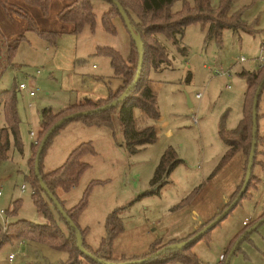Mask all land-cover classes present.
<instances>
[{
	"label": "rangeland",
	"instance_id": "1",
	"mask_svg": "<svg viewBox=\"0 0 264 264\" xmlns=\"http://www.w3.org/2000/svg\"><path fill=\"white\" fill-rule=\"evenodd\" d=\"M220 1L211 0L212 7L219 8ZM64 2L54 0L47 17H33L38 28L58 32L54 44L34 32H25L24 40L8 60L5 59L6 47L11 38L5 39L4 35L13 29L0 26V92L16 91L23 145L22 153L11 147L8 158L0 160V210L11 211L12 202L20 200L16 215L0 214V225L15 219L42 221L26 181L27 162L31 160L30 164H33L37 147L47 131L41 135L38 133L42 111L50 109L56 113L83 99L99 101L106 99L111 92L115 96L121 80L115 78L109 59L97 54V49L112 48L124 60L132 50V40L115 12L112 17L115 33L103 30L102 16L111 8L108 2L92 0L94 28L85 26L77 35L70 32L71 26L57 20L56 13ZM186 6L193 7L194 0H177L171 11L177 14ZM233 9L244 10V19L254 34L226 30L221 43H217L207 40L206 28L194 24L185 30L177 43L165 35L158 36L171 64L159 70L151 67L148 73L161 117L155 123L148 121L149 125L156 127V143L130 155L123 145L116 113L113 129L118 143L108 128L87 127L77 120L59 130L45 151L42 161L49 166L46 169H53L64 162L69 149L80 143H91L94 154L83 159L89 169L81 176L77 187L60 198L64 199L66 207H71L82 198L91 182H100L91 189L78 223L89 228L87 240L95 246L106 235L107 219L114 215L126 232L113 240L112 257L145 256L150 252L148 246L155 241L165 240L151 252L172 239H184L193 232L198 219L212 216L220 208L222 198L231 196L232 186L239 181L236 192L243 186L245 175L240 180L243 176L241 160L244 157L245 174L249 153L238 152L231 162L217 171L227 152L219 133L224 117L228 130L236 128L243 117L247 82L240 74L254 72L261 66L256 60L264 41V0H237ZM152 46L159 48L154 43ZM242 58L245 63H241ZM133 59L138 60L135 48ZM220 69L229 72L230 76H218L217 70ZM20 84H24L27 90H20ZM30 91L34 93L33 97L29 96ZM250 97L248 111L253 93ZM135 114L139 117L137 109ZM4 126V114L0 111V128ZM34 141L36 145L30 155ZM262 147L258 156L261 163L254 168V174L260 179L257 188L193 245L192 251L202 264H218L221 255L227 253L228 242L251 217L264 211ZM169 151H173L175 158L182 163L159 188V185H153V180L163 156ZM182 201L183 204L177 206ZM10 254L14 255L11 261L8 259ZM66 259L64 251H56L44 244H29L21 239L14 238L0 246V264H59Z\"/></svg>",
	"mask_w": 264,
	"mask_h": 264
},
{
	"label": "trees",
	"instance_id": "2",
	"mask_svg": "<svg viewBox=\"0 0 264 264\" xmlns=\"http://www.w3.org/2000/svg\"><path fill=\"white\" fill-rule=\"evenodd\" d=\"M64 1L65 2L62 3L60 9H58L56 17L61 24L71 26L70 32L72 34H79L85 26H89L91 29L94 28L95 14L93 12L92 0ZM116 1L123 7L125 13L127 14L130 24H132L135 33L139 37L144 51V66L140 80L135 89L130 92L127 98L117 107L105 112L80 117L73 121L81 120L87 127L108 128L112 132V137L114 138L115 143H118L114 137L115 132L113 129L114 116L117 113L116 119L121 129L123 145L130 155H135L144 147L156 143L158 139L156 127L148 124V121L155 123L161 118L158 110L157 96L150 85L151 81L148 77V73L151 67L159 70L170 66L171 64L170 56L168 55L167 50L160 44L158 36L165 35L167 38L177 43L178 38H182L184 36L185 30L194 24H200L206 28L207 40H214L217 43H221L223 33L226 30H231L235 33L243 32L250 35L253 33L251 32L248 22L244 19V10L234 11L233 9L237 0H221L220 6L217 9L212 7L211 0H194L193 7L186 6L182 12L177 14L171 11L172 6L177 0ZM53 2L54 0H0V26L4 25L13 29L7 35H4L5 39L11 38V40L7 42V57L5 59L9 60L10 55H12V53L19 47L22 40H24L25 32H34L39 37L46 39L51 44H54V39L56 35H58V32L38 28L33 18L37 15L47 17L50 6ZM109 5L111 8H109V10L102 16V28L106 33L114 34L115 29L112 25V17L114 16L113 13L115 12V15L118 16L119 14L117 9L112 4ZM19 30H22L23 32L19 34ZM130 40H132V38H130ZM152 43L159 46V48L156 49L152 46ZM133 48H135L139 60V53L133 40L132 50H130L127 60H124L120 54L112 48H98L97 54L103 55L109 59L115 78L121 80V85L117 88L115 96L111 92L108 97L103 100L92 101L90 99H83L76 103L69 104L67 107L56 113L52 112L50 109L43 110L42 120L39 124V135L46 131V129L48 131L52 125L68 115L95 110L116 100L125 91V89L133 83L137 73L138 60L136 62V60L133 59ZM185 53L186 50H184V54ZM240 76L247 82L243 117L238 126L231 130L226 128V117H224L221 121L219 134L223 143L227 147V152L222 157L217 171L231 162L238 152L242 151L248 155V153L250 154L252 148L253 101L256 91L264 79V64L254 72L243 71ZM252 93V106L248 111V106L251 102L250 95ZM263 93L264 87L262 88L260 94L259 106ZM136 109L139 111V117L135 114ZM115 110L117 112H115ZM0 111L3 112L5 118V126L0 128V160L2 161L8 158L11 147H13L18 153H22L23 149L19 132V119L16 108L15 90L0 92ZM260 119L261 116L259 115L258 109L257 151L254 168L257 164L261 163L258 162V156L261 153L260 147L264 146V137L260 136L259 133ZM68 123L64 124L59 130H61ZM139 124H141V126H139ZM58 131H56L46 143L40 158L39 171L43 184L47 187L49 192L57 198L58 202L63 207L64 212L76 225L81 234V240L84 248L93 256L109 262L136 260L116 259L111 256L112 242L123 230L122 225H120V222H118L114 215L107 219L105 225L106 235L101 238L99 245L96 248L90 246L86 241L88 227H81L78 223V219L87 205V199L90 195L91 189L100 182H91L84 191L82 198H80L79 201L71 207H66L64 199L60 198L61 195L68 194L76 188L81 176L89 169V165L85 163L83 159L88 155L94 154V150L90 142L80 143L68 154L65 161L59 167L49 172H43V156L51 139ZM35 145L36 142L34 141L30 149L31 155H33V148ZM174 155L173 151H169L163 156L157 169L156 176L153 180V185H159V188L162 187L163 184L167 183V178L171 172L182 163V161L177 160ZM34 160L32 165L30 164L31 160H28L27 162L28 175L26 177V181L31 187V198L37 213L42 217V221L39 223L26 219H15L9 222L5 221L3 225H0V246L4 242H8L11 239H21V241L29 244H44L56 251L66 252L67 259L59 264H83V262H86L87 264H103L98 262L96 258L80 252L77 247L78 239L76 230L71 228L58 212L52 201L43 192L38 179L35 177ZM258 181H260V179L254 174L253 169L249 188L244 197L239 201L238 205L244 198H247L250 195L252 187L256 185V182ZM240 191L235 192L231 201L228 202L225 208L239 195ZM185 200L187 201V199H184L183 201ZM183 201L177 206L182 205ZM19 203V199L13 201L12 210H7L9 212L4 211L6 216L16 215ZM218 215H216L212 220H214ZM263 217L264 212L236 235V237L231 241L227 253L223 256V259L219 264H225L228 254L237 239ZM208 223L209 222L203 223L199 229L193 232L188 238L177 241H167L160 249L166 247L167 245L180 243L190 239ZM258 227L245 236L243 241L236 248L233 256L240 250L241 244L248 240L251 234L254 233ZM209 232H207L202 238H204ZM194 244L188 245L184 248L165 251L160 256L151 258L143 264H165L168 262H178L179 264H202L198 255L192 251ZM155 252L156 251L150 252L144 257L137 259L145 258Z\"/></svg>",
	"mask_w": 264,
	"mask_h": 264
},
{
	"label": "water",
	"instance_id": "3",
	"mask_svg": "<svg viewBox=\"0 0 264 264\" xmlns=\"http://www.w3.org/2000/svg\"><path fill=\"white\" fill-rule=\"evenodd\" d=\"M106 2H108L109 4H112L118 11V14L120 16V18L122 19L124 26L130 36V38H132L133 42L135 43L138 53H139V60H138V67H137V73L136 76L134 78V81L132 84H130L125 91L114 101L110 102L109 104H106L98 109L95 110H91V111H86V112H78L75 114H71L68 115L62 119H60L59 121H57L54 125H52V127L46 132V134L44 135V137L42 138L40 145L37 149L36 152V156H35V160H34V175L35 177L38 179V182L40 183V186L43 190V192L47 195V197L52 201V203L54 204V206L56 207V209L58 210V212L62 215V217L66 220V222L70 225L71 228L76 230V235H77V239H78V243H77V247L79 248L80 252L88 255L90 257L96 258L95 256H93L89 251H87L83 244H82V240H81V234L79 232V230L77 229L76 225L72 222V220L67 216V214L64 212L63 207L60 205V203L58 202L57 198H55L47 189V187L43 184L41 176H40V171H39V164H40V158L43 152V149L46 145V143L49 141V139L54 135V133L56 131H58L64 124L71 122L77 118L80 117H86V116H90L93 114H97V113H101V112H105L108 111L110 109H113L115 107H117L119 104H121L129 95L130 92H132L135 87L137 86L142 71H143V66H144V51L142 49V45L140 43V39L137 36V34L135 33L132 24H130L129 18L127 16V14L125 13L123 7L116 1V0H104ZM264 87V79L261 82L259 88L256 91L255 97H254V101H253V139H252V148L249 154V158H248V164H247V170H246V175H245V180H244V184L243 187L239 193V195L211 222H209L203 229H201L199 232H197L193 237H191L190 239L180 242V243H173L170 245H167L166 247H163L162 249L156 251L155 253H153L150 256H147L145 258L142 259H136V260H129V261H123V262H109L106 261L104 259H100V258H96L98 260V262L103 263V264H143L146 261L150 260L151 258L160 256L163 252L168 251V250H172V249H177V248H184L188 245H192L194 243H196L197 241H199L207 232L211 231L212 229H214L219 223H221L234 209L235 207L238 205L239 201L241 200V198L244 197V195L246 194L250 182H251V178H252V173H253V169H254V162H255V158H256V151H257V135H258V109H259V98H260V94L262 91V88ZM262 223H264V217L262 219H260L257 223H255L252 227H250L249 229H247L235 242V244L233 245V247L231 248L228 257L225 261V264H229L234 252L236 251V248L239 246V244L243 241V239L245 238V236L247 234H250L255 228H257L258 226H260Z\"/></svg>",
	"mask_w": 264,
	"mask_h": 264
},
{
	"label": "crops",
	"instance_id": "4",
	"mask_svg": "<svg viewBox=\"0 0 264 264\" xmlns=\"http://www.w3.org/2000/svg\"><path fill=\"white\" fill-rule=\"evenodd\" d=\"M251 25V24H250ZM254 27V26H253ZM256 31V30H255ZM257 32V31H256ZM254 34V33H253ZM261 48V46H260ZM257 62V60H256ZM256 71V70H255ZM151 85V83H150ZM152 87V85H151ZM153 88V87H152ZM154 90V89H153ZM259 115L261 116V119L259 121V133H260V136L264 137V93L261 97V100H260V106H259ZM77 146V145H76ZM75 146V147H76ZM74 147V148H75ZM73 147L71 149L68 150L67 154H66V157L68 156V154L74 149ZM263 148V147H262ZM31 152V150H30ZM31 155V153H30ZM66 159V158H65ZM65 161V160H64ZM241 163H242V172H243V176H240V180L243 179L244 175H246V173L244 174L245 172V160H244V157H243V160H241ZM46 167H49V166H45L44 165V162L42 161V169H43V172H49V171H52L56 168H53V169H49ZM258 177V176H257ZM260 183V181L256 182V185L252 187L251 191H250V195H251V192L252 190L256 189L258 184ZM239 186V181L238 183L235 185V186H232V190L234 188V191L233 193L231 194L230 197H226V198H222V203H221V206L220 208H217V211L214 212V214L212 216H210L209 218L207 219H204V220H200L198 219L196 221V225L194 226V230L193 232L195 231V229H198L203 223H205L206 221H208L209 219H213L216 215H218L220 213V211H222L224 209V207L226 206V204L230 201V198H232V196L235 194L237 188ZM249 195V196H250ZM195 211V210H194ZM264 212V211H263ZM262 212V213H263ZM262 213H260L258 216L256 217H251L249 222L247 224H245V226H243V228L237 233L239 234L250 222L254 221L255 219H257ZM197 218V216H196ZM82 227V226H81ZM86 227V226H84ZM126 231H124V229L121 231V233H119L118 235L122 234V233H125ZM191 232L187 237L185 238H188L189 236H191V234L193 233ZM88 233H89V228H88ZM88 233L86 235V241L87 243L96 248L98 245H99V242L97 245L93 246V244H91L88 240H87V236H88ZM236 234V235H237ZM117 235V236H118ZM235 235V237H236ZM116 236V237H117ZM115 237V238H116ZM233 237L227 244V251L229 249V246H230V243L231 241L235 238ZM184 238V239H185ZM172 240H178V239H172ZM165 240H158V241H155L153 242L151 245L148 246L149 248V251L151 252L156 245H159L161 244L162 242H164ZM149 252V253H150ZM148 254V253H147ZM146 254V255H147ZM224 255H221V259ZM141 257H144V256H132V257H125V256H117V257H114L116 259H137V258H141ZM222 261V260H221ZM220 261V262H221ZM219 262V263H220ZM218 263V264H219ZM229 264H264V223L261 224L258 229L251 234L250 238L246 241H244L241 246H240V250L232 257L231 261Z\"/></svg>",
	"mask_w": 264,
	"mask_h": 264
},
{
	"label": "built area",
	"instance_id": "5",
	"mask_svg": "<svg viewBox=\"0 0 264 264\" xmlns=\"http://www.w3.org/2000/svg\"><path fill=\"white\" fill-rule=\"evenodd\" d=\"M246 60L244 58L241 59V63H245ZM257 62L262 66L264 64V41L262 42L261 44V48H260V57L257 59ZM217 75L218 76H223V77H229L230 74L229 72H226L224 71L223 69H220V70H217ZM19 88L21 90H27L26 86L24 84H20L19 85ZM29 96L30 97H33L34 96V93L32 91L29 92ZM199 97H201L199 95ZM24 188L22 187V190ZM0 197H1V194H0ZM5 212L3 210H0V214H4ZM9 261L13 260L14 259V255L13 254H10L9 257H8ZM223 259V257H222Z\"/></svg>",
	"mask_w": 264,
	"mask_h": 264
}]
</instances>
